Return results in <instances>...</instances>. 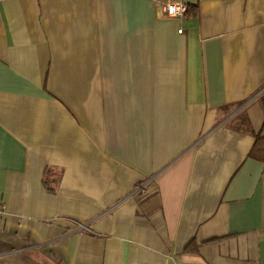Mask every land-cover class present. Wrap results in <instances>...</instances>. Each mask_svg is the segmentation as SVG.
<instances>
[{
  "label": "crops",
  "instance_id": "obj_1",
  "mask_svg": "<svg viewBox=\"0 0 264 264\" xmlns=\"http://www.w3.org/2000/svg\"><path fill=\"white\" fill-rule=\"evenodd\" d=\"M183 1L0 0V264H264V0Z\"/></svg>",
  "mask_w": 264,
  "mask_h": 264
},
{
  "label": "built area",
  "instance_id": "obj_2",
  "mask_svg": "<svg viewBox=\"0 0 264 264\" xmlns=\"http://www.w3.org/2000/svg\"><path fill=\"white\" fill-rule=\"evenodd\" d=\"M161 7L163 16L169 17H183L187 14L188 4L183 0H157ZM182 29H179L181 32ZM7 212L4 202H0V218Z\"/></svg>",
  "mask_w": 264,
  "mask_h": 264
},
{
  "label": "trees",
  "instance_id": "obj_3",
  "mask_svg": "<svg viewBox=\"0 0 264 264\" xmlns=\"http://www.w3.org/2000/svg\"><path fill=\"white\" fill-rule=\"evenodd\" d=\"M188 10H189V8H188Z\"/></svg>",
  "mask_w": 264,
  "mask_h": 264
}]
</instances>
